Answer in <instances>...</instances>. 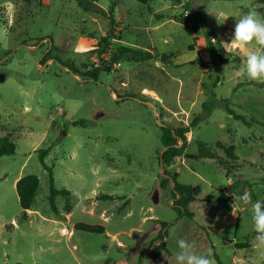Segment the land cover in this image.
Returning <instances> with one entry per match:
<instances>
[{"label":"rangeland","instance_id":"1","mask_svg":"<svg viewBox=\"0 0 264 264\" xmlns=\"http://www.w3.org/2000/svg\"><path fill=\"white\" fill-rule=\"evenodd\" d=\"M89 1L91 9L77 0H0V139L16 145L0 156V264H176L179 239L195 241L198 254L211 251L213 264H264L251 205L234 198L264 199V83L240 72L249 52L264 49L225 44L241 15L264 18V0ZM143 53L152 58L141 60ZM213 95L212 115L165 167L192 185L190 220L175 210L174 183L159 186L157 120L186 127ZM218 141L235 145L239 160L230 162ZM200 142L216 157L189 158ZM48 148L56 188L71 192L57 197L58 214L39 158ZM28 175L40 185L23 220L16 180ZM157 220L169 225L163 240ZM76 223L105 232L75 230ZM161 243L167 250L151 260L147 253Z\"/></svg>","mask_w":264,"mask_h":264},{"label":"trees","instance_id":"2","mask_svg":"<svg viewBox=\"0 0 264 264\" xmlns=\"http://www.w3.org/2000/svg\"><path fill=\"white\" fill-rule=\"evenodd\" d=\"M78 4L80 6H84L87 9H91V4L89 0H77ZM141 3L147 4L148 2L152 0H138ZM111 12L114 11V5H111ZM114 22V21H113ZM114 24V23H113ZM111 33H115V29L113 28ZM103 43V49L99 50V54L107 53V45L109 44L107 41V38H104L102 41ZM193 49V47H191ZM119 58H127V55L124 54L123 56H118ZM116 58L115 60H120L119 58ZM141 60H147L149 58H152V55L150 53H143L140 56ZM162 58L164 60H167L168 56L163 55ZM132 60H136L135 58H132ZM107 71L111 70V67L106 68ZM92 78L97 79V74H93L91 76ZM214 99H210L206 101L202 106V112L199 115H196L191 123L186 127H179V128H173L171 126L161 127L162 130V137H161V143L163 147H167V150L163 154V163L165 167H169L178 157H180L186 150L188 139L187 134L191 132L192 128H196L202 121L205 119H208L211 115L213 110L216 107V95H213ZM221 103L225 105L226 110L230 115H232L236 119H241L244 122L245 119L242 115L236 114L235 111H233L228 103L227 99H221ZM247 123V122H246ZM175 134L177 137H175ZM178 138L183 139L182 146H179L180 141ZM198 154L195 155H189V158H192V160H206V158H215L216 154L210 150V146H208L205 143H198ZM216 146L221 149L225 155L229 158L230 162L238 161L239 157L236 153V147L233 144H226L222 141H218L216 143ZM51 151V148L48 149H41L39 150V158L43 165V167L49 171L50 173V180H51V189H50V195H49V202L50 206L53 212L56 214L59 213L57 208V197L63 196L65 198H69L71 195V192L69 190L63 189H57L55 186V181L53 177V170L51 167L48 166L46 163V157ZM16 153V145L15 143L9 138L4 137L0 139V156L3 155H13ZM165 173L167 175H170V178L164 177L162 181L160 182L159 186L161 189H166L170 185V180L172 179L174 181V187H173V196L175 197V210L178 212L179 217H187L190 220L194 219V213L189 209L191 203H193L196 198L192 189L191 184L183 183L179 181V174L174 173L171 175V173L165 169ZM40 185V180L38 176L36 175H28L23 178H21L17 184H16V190L19 197V204L20 208L22 210V216L21 219L27 220L28 219V212L32 209L33 205L36 202V194L38 191ZM233 187V186H232ZM100 199L103 200H113L114 196L111 195H102ZM264 200V199H262ZM67 211L69 212V208H67ZM158 221V220H157ZM161 225L160 234L157 239H162L167 237V232L163 233V230L167 228L169 225L167 222L164 221H158ZM75 230L84 231L88 233H95V234H102L105 232V228L101 225H90L85 223H76L74 225ZM237 248H250L251 244H237ZM166 244L161 243L160 245L156 246L155 248L151 249L147 256L153 260L157 261L161 253L166 251Z\"/></svg>","mask_w":264,"mask_h":264},{"label":"clouds","instance_id":"3","mask_svg":"<svg viewBox=\"0 0 264 264\" xmlns=\"http://www.w3.org/2000/svg\"><path fill=\"white\" fill-rule=\"evenodd\" d=\"M253 43L260 49H264V18L254 11H248L236 19L232 40L225 44L232 48L244 49ZM240 72L250 80L264 83V52L259 54L255 51L249 52ZM234 198L241 201L243 205H251L256 233L254 239L258 246L264 247V200L253 201L250 192H244ZM177 246L179 251L175 255L176 264H213L210 258L211 251L206 255L198 254L195 251V241L179 239Z\"/></svg>","mask_w":264,"mask_h":264},{"label":"water","instance_id":"4","mask_svg":"<svg viewBox=\"0 0 264 264\" xmlns=\"http://www.w3.org/2000/svg\"><path fill=\"white\" fill-rule=\"evenodd\" d=\"M51 43H52V42H51ZM136 100H138V101H140V102H144V101H142V100H140V99H138V98H136ZM145 103H148V104L152 105V107H153V109H154V112L156 113V106H155V104H153V103H151V102H145ZM157 123H158V125H159L160 127H166V126H167L166 124L161 123V122L158 121V120H157ZM175 137H177L176 134H175ZM178 139H179V141H180L179 146H182L183 139H182V138H178ZM166 150H167V147H164L163 150L161 151V154H160V171H161V175H162L163 177L170 178V175H167V174L165 173V165H164V163H163V154L165 153ZM173 183H174V181L171 179L170 184L172 185ZM165 231H166V229H164V233H165ZM165 240H166V239H165ZM165 240H164V241H165ZM161 242H163V241H161Z\"/></svg>","mask_w":264,"mask_h":264},{"label":"crops","instance_id":"5","mask_svg":"<svg viewBox=\"0 0 264 264\" xmlns=\"http://www.w3.org/2000/svg\"><path fill=\"white\" fill-rule=\"evenodd\" d=\"M19 180L17 179L16 182H18Z\"/></svg>","mask_w":264,"mask_h":264}]
</instances>
